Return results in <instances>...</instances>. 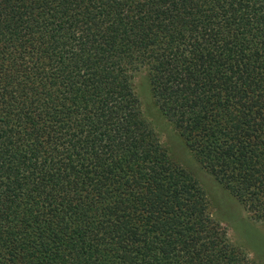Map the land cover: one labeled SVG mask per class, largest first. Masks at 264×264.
Returning a JSON list of instances; mask_svg holds the SVG:
<instances>
[{
    "label": "trees",
    "instance_id": "1",
    "mask_svg": "<svg viewBox=\"0 0 264 264\" xmlns=\"http://www.w3.org/2000/svg\"><path fill=\"white\" fill-rule=\"evenodd\" d=\"M142 71L264 225V0H0V264H264L145 119Z\"/></svg>",
    "mask_w": 264,
    "mask_h": 264
},
{
    "label": "rangeland",
    "instance_id": "2",
    "mask_svg": "<svg viewBox=\"0 0 264 264\" xmlns=\"http://www.w3.org/2000/svg\"><path fill=\"white\" fill-rule=\"evenodd\" d=\"M133 82L145 119L154 129L159 141L167 148L169 156L175 162L182 163L201 181L214 202L211 206L212 212L223 220L227 228L229 241L241 248L251 259L255 257V254L262 255L264 258V225L252 221L236 200L226 193L208 173L200 169L192 156L184 150L173 125L158 112L153 103L146 72L137 73ZM254 259L255 264H263L262 259L259 261L257 258Z\"/></svg>",
    "mask_w": 264,
    "mask_h": 264
}]
</instances>
